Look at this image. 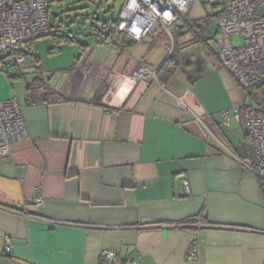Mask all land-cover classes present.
Returning a JSON list of instances; mask_svg holds the SVG:
<instances>
[{
  "label": "crops",
  "instance_id": "obj_1",
  "mask_svg": "<svg viewBox=\"0 0 264 264\" xmlns=\"http://www.w3.org/2000/svg\"><path fill=\"white\" fill-rule=\"evenodd\" d=\"M114 33L63 42L53 51L77 45L67 66L13 84L28 136L0 157V264H264V186L241 125L221 120L245 92L210 48L217 27L207 44L176 30L179 67L165 82L132 73H157L168 40Z\"/></svg>",
  "mask_w": 264,
  "mask_h": 264
},
{
  "label": "built area",
  "instance_id": "obj_2",
  "mask_svg": "<svg viewBox=\"0 0 264 264\" xmlns=\"http://www.w3.org/2000/svg\"><path fill=\"white\" fill-rule=\"evenodd\" d=\"M195 0H183L184 10L173 0H136L137 7L129 9L131 0H122L115 25L118 32L129 39L139 41L142 37L162 29L172 39V30L185 17ZM211 6L218 7L217 34L215 37L216 55L221 67L230 72L237 85L245 92L264 82V0H207ZM47 0H0V57L1 68H15L20 74L29 55L34 52L33 42L49 34ZM155 8V13L152 9ZM167 12L171 20L164 18ZM135 27L138 32H133ZM241 35L242 45L235 46L232 37ZM168 54L172 50L167 44ZM132 78L156 79V72L145 65H139ZM175 101L187 108L183 97L176 96ZM113 114L116 111L112 112ZM223 124L229 127L231 120L237 121L244 133L252 163L249 165L257 179L264 186V107L258 108L244 102L226 109L221 114ZM28 136V128L18 100H0V157L11 151V145ZM183 191L190 193L188 181H182ZM39 205L42 200L35 197ZM10 246L5 240L4 248ZM117 253L103 250L102 262L113 261ZM190 260L198 258V244L192 243L188 249ZM129 264H137L129 261Z\"/></svg>",
  "mask_w": 264,
  "mask_h": 264
},
{
  "label": "rangeland",
  "instance_id": "obj_3",
  "mask_svg": "<svg viewBox=\"0 0 264 264\" xmlns=\"http://www.w3.org/2000/svg\"><path fill=\"white\" fill-rule=\"evenodd\" d=\"M49 3L48 20L52 26V32L60 31L67 36L74 37L77 41L85 44L96 42V40L103 39L104 36L99 34V30L96 31L94 27H103L104 24L107 27H111V22L118 15L122 6V0H47ZM218 7L211 6L207 0H195L194 5L190 11L183 17L176 27H179V31L186 29L188 25L197 23L198 25H205L210 30H215L217 27L216 12ZM93 33V35H91ZM114 33V32H113ZM111 34L110 40L115 39V33ZM159 33L163 34V37L159 38ZM175 29L172 30V39L165 37V34L161 29L157 30V34L154 37V45L159 42L160 47L164 46V41L168 40V44H171L174 48L175 41ZM182 33V32H180ZM96 35H99L95 37ZM216 35L209 40L210 48L217 49ZM232 43L235 46H241L243 37L241 35L233 36ZM52 36H43L34 40L35 44L34 52L38 53L39 66H31V55L27 57L26 66L23 71V78L25 80L34 76L42 77L52 76L54 69L59 62L68 65V62L72 60L73 56L77 54V45L71 44L62 47V52L53 51L56 53H50ZM156 49L157 44H156ZM173 50V49H172ZM76 52V53H75ZM165 53H168V49ZM5 55L4 52L0 53V57ZM66 64V65H65ZM42 69V72H41ZM34 72V73H33ZM18 70L15 68H1L0 67V98L5 96V100H9L13 93V84L20 79V74H17ZM45 75V76H44ZM14 76V77H12ZM59 76L56 77V79ZM43 79V78H42ZM41 79V80H42ZM21 80V79H20ZM244 103L258 108L264 107V84L255 85L251 89L245 91Z\"/></svg>",
  "mask_w": 264,
  "mask_h": 264
},
{
  "label": "trees",
  "instance_id": "obj_4",
  "mask_svg": "<svg viewBox=\"0 0 264 264\" xmlns=\"http://www.w3.org/2000/svg\"><path fill=\"white\" fill-rule=\"evenodd\" d=\"M47 10L49 11V3L47 5ZM117 19H118V16H116V18L111 22V27H107L106 24H104L103 27H94L96 29V31L99 30L100 35L104 36L103 39H100L101 41H105L106 38L111 36V34L114 31H116L115 25L117 23ZM52 26L53 25H51L49 23L50 30H49L48 36H52V42H53L52 48H50L51 49L50 52H52L53 50H59L61 47V44L63 42H74V41H76V39L74 37L67 36L66 34H63L60 31L56 30L55 32H52ZM174 29L176 31L177 29H179V27H175ZM188 29L194 33L195 38L196 37L200 38L202 41L205 42V44H207V41L209 40V38L207 37V34H208L207 33V27H205L204 23H203V25H198L197 23H195L193 25H188L187 30ZM96 36H99V35H96ZM76 42H78V41H76ZM80 44L82 46L87 45V44H84L81 42H80ZM175 48L176 47L174 45V48H172L173 50H171V52L168 54L165 61L162 63V65L159 67V69L156 73L157 79H159L162 82L167 81V79L170 78L173 75V73L176 71V69H178V67H179V62L177 60L178 58H177V53L175 52ZM32 56L37 58V54H34ZM20 76H23V75L20 74ZM12 77H14V76H12ZM37 79L39 81V78H37ZM37 79H34L33 82H36ZM263 84H264V82L260 83L258 85H263ZM31 85L32 84H29L27 87H29ZM29 88L31 89V87H29ZM32 89L36 90L37 88L32 87ZM187 223H189V222H187Z\"/></svg>",
  "mask_w": 264,
  "mask_h": 264
},
{
  "label": "clouds",
  "instance_id": "obj_5",
  "mask_svg": "<svg viewBox=\"0 0 264 264\" xmlns=\"http://www.w3.org/2000/svg\"><path fill=\"white\" fill-rule=\"evenodd\" d=\"M173 2L179 4V7H180V10L181 11L184 10L183 0H173ZM128 7H129V9H133V8L137 7L136 0H131V2L129 3ZM152 11H153V13H155L156 10H155L154 7H153ZM164 18L166 20H171L172 19V17L170 16V14L167 13V12L164 13ZM132 31L135 33V32H138V29H136L135 27H133ZM131 84H132V81H130L127 78H125L124 81L121 83L120 88L118 89L119 95L122 96L128 90H130Z\"/></svg>",
  "mask_w": 264,
  "mask_h": 264
}]
</instances>
